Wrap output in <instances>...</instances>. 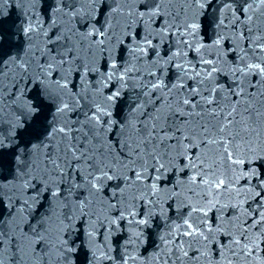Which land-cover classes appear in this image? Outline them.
<instances>
[{"label":"snow or ice","instance_id":"6c2138e0","mask_svg":"<svg viewBox=\"0 0 264 264\" xmlns=\"http://www.w3.org/2000/svg\"><path fill=\"white\" fill-rule=\"evenodd\" d=\"M164 2L165 0H141L139 8L130 10L127 15L135 17L132 23L145 21L150 28H153V24L159 26L158 30L153 28V31H145L143 43L137 44L136 50L146 53L148 49L155 50L158 47L153 44V40L160 38L163 43V39L176 37L177 47L175 50L169 49L171 55L164 63L174 64L179 70L178 81L169 87L159 77V69L149 73L150 77H156L155 82L151 79L141 81L140 91L130 99L129 114L123 121L113 119V109L121 97L120 88L107 95L103 103L92 102L88 111L82 113L83 121L78 118L71 120L69 114L80 113L84 107L81 104L84 96L69 89V81L60 74V70L67 66L71 72L72 64L79 57L69 46L70 36L56 34L58 26L55 19L57 14H62L69 21L85 16L93 17L105 7L109 9V17H114L117 13L123 16V9L119 7L120 0H112L117 7L106 5L105 0H87L90 5L88 10L83 7L84 0H54L53 5H49L53 35H49L48 31L43 32V48L30 43V34L43 30V22L33 14L36 23L30 22L23 29L29 41L28 48L32 52L31 59L26 61L23 57L10 55L6 51L0 55V76L5 74V69L11 70L14 66L19 75V80L13 76L14 84L27 78V83L43 86L39 103H27V111L33 120L38 121L42 112L41 105L45 101H59L55 113L66 118L58 127L49 125L45 137L51 141L59 134L61 142L67 140L63 157L57 155L51 158L48 151L52 147L51 143L44 144L42 141L41 145H33L34 149L41 146L45 149L41 161L44 165L42 186L34 196L24 200L17 197L16 203L21 205L17 211L22 215L25 208L31 207L29 200L37 202L48 192L52 199L63 197L65 201H69L63 205L64 209H69L71 196H65L64 193L71 194L74 190L81 189L80 181L96 191H100L101 182L114 179L121 181L126 187L142 184L139 199L143 203L147 197L146 206L155 207L159 200L158 194L162 191L170 194V200L182 198V203L177 207V211L181 213L180 222L161 237L164 249L162 264H201V261H207V264H264V0H220L218 12H214L211 19L207 20V25L202 18L206 19V9L211 7L212 0H184V3L194 7L196 11L189 17L187 10H183V19L179 13L173 14L165 9ZM92 5L96 7H91ZM129 26L130 24H125V29ZM205 26L211 27L216 36L210 43H205L203 37H200L201 29ZM111 28V23L103 31L93 26L89 35L98 33L100 39L97 43L103 45ZM74 30L70 28L68 31ZM226 30L233 32L238 41L236 44L225 46L226 41L231 39L223 34ZM6 31L0 18V49L11 46L5 36ZM136 35L132 34L131 39L135 40ZM198 37L200 38L197 39ZM55 45L64 50L60 51ZM206 49L209 51H205ZM191 53L196 54L195 63L188 59ZM156 57L157 63L163 59L158 51ZM177 60L182 62L176 63ZM33 61L36 73L34 80L33 73L30 72ZM226 64H231L227 72L224 68ZM116 71L118 67L113 61L108 66L107 79H113ZM131 71L132 69H125L118 77L122 82L121 87L127 86L126 78ZM229 76L230 82L220 83L221 79L227 80ZM51 84L59 89L55 96L50 92ZM20 95L23 93L17 95V99ZM65 95L68 96L67 100L64 99ZM73 101L75 107L72 106ZM21 128L27 131L31 125L25 126L18 122L13 128V138ZM117 129L120 147L118 153L113 154L117 145L110 140L95 143L99 140L100 132L113 133ZM126 129H130L129 138L121 140ZM35 131L39 135L38 130ZM5 139L7 138H0V149L5 147ZM124 148L128 151H123ZM55 151H60L59 144ZM32 167L34 165L25 164L17 156V168L20 171L14 179H22V187L26 191H35L37 187L32 184L35 177L27 179L30 172L24 171ZM121 167L128 169L127 175L118 174ZM169 172L178 179L172 188H163ZM65 183L67 187L62 192L61 188ZM183 186H186L185 191H177V188ZM2 187L3 184H0V188ZM116 187H120V184ZM120 190L121 193L124 192V188ZM75 199L79 200V197ZM135 199L137 197H133ZM2 201L3 197L0 196V202ZM88 203H73L72 214L62 215L60 218L63 228L58 242L51 246L56 253V264H72L66 253L76 251L72 247L75 240L64 237L69 232L76 231L73 223L75 207L78 206L83 215ZM111 207L118 208L119 205ZM9 215H12L11 212ZM128 215L135 218L138 213L133 211ZM139 215L145 218L129 220V224L147 227L151 213ZM117 219H125L124 211L119 212ZM117 219L111 220L110 224L117 223ZM10 223L0 221V250L13 251L10 264H20L15 255L19 251V240L14 231L7 227ZM41 227L43 221L31 229V236L38 237L35 248H40L42 244L49 248L45 243V236L38 232ZM27 235L24 233L23 237L26 238ZM87 235L89 238L95 237V228ZM135 235L138 239L143 233L137 232ZM134 242H126L125 247ZM35 248L33 255H36ZM41 252V264H44L50 252H45L44 249ZM92 256L97 261L113 259L103 251L98 257L93 251ZM136 259L137 257L128 255L121 258L122 264H129V260L135 262ZM0 264L4 262L0 260Z\"/></svg>","mask_w":264,"mask_h":264}]
</instances>
